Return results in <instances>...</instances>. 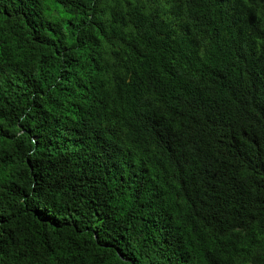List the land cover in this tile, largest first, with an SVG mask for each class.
Instances as JSON below:
<instances>
[{"label": "trees", "instance_id": "trees-1", "mask_svg": "<svg viewBox=\"0 0 264 264\" xmlns=\"http://www.w3.org/2000/svg\"><path fill=\"white\" fill-rule=\"evenodd\" d=\"M0 264H264V0H0Z\"/></svg>", "mask_w": 264, "mask_h": 264}]
</instances>
